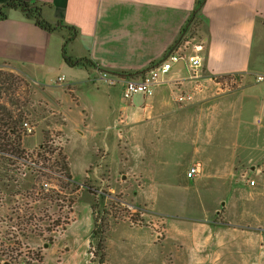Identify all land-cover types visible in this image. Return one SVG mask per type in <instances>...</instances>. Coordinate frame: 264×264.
<instances>
[{"label": "rangeland", "instance_id": "374dc122", "mask_svg": "<svg viewBox=\"0 0 264 264\" xmlns=\"http://www.w3.org/2000/svg\"><path fill=\"white\" fill-rule=\"evenodd\" d=\"M73 48L66 45L68 55ZM51 79L44 92L27 79L16 91L36 116L27 119L33 128L24 141L27 159L12 171L17 194L0 193V264H264V190L249 194L255 187L239 176L247 193L222 198L217 189L207 193L198 176L186 175L193 150L209 142L202 127H213V107L182 111L188 103H179L176 94L170 109L175 115L161 125L172 135L141 124L126 127L119 138L110 117L130 102L121 87L111 107L101 103L98 112L83 115L75 97L92 101L91 85L73 93ZM45 100L62 102L64 116ZM85 125L95 133L82 134ZM236 141V135H225L222 143L231 147ZM41 144L46 148L40 150ZM251 178L260 181L252 172ZM44 183L51 186L44 190L50 199L35 201ZM31 212L37 213L35 232L27 223ZM95 220L104 228L103 254L91 238Z\"/></svg>", "mask_w": 264, "mask_h": 264}, {"label": "crops", "instance_id": "0c3cea01", "mask_svg": "<svg viewBox=\"0 0 264 264\" xmlns=\"http://www.w3.org/2000/svg\"><path fill=\"white\" fill-rule=\"evenodd\" d=\"M8 1L0 0V6ZM37 1L49 4L43 9V17L61 30L40 27L20 9L7 10V17L0 19V69L21 75L43 92L50 78L53 85H65L73 93L83 84L91 85V102L75 97L77 106L87 115L98 112V104L111 107L118 87L123 92L122 84L105 82L101 72L129 78L148 70L171 52L198 54L202 65L197 70L187 60L175 63L152 96L134 95L121 115L110 117L111 124L116 121L119 138L126 127L141 124H154L157 132L168 130L166 133L172 135L173 131L161 125L175 115L170 110L174 96L199 88L194 100L181 109L186 111L193 105L207 106L208 110L213 107L214 125L202 127L209 142L193 150L186 170L201 162L198 183L209 194L217 189L222 198L247 193L239 176L255 187L249 194L264 190V81H256L258 74H264V0H203L201 5L200 0ZM67 39V44L74 47L68 56L87 58L91 65L73 67L66 63L63 46ZM196 46L201 50L196 51ZM63 75L65 84L58 82ZM215 78L235 84L224 92ZM46 102L55 105L53 101ZM55 106L63 115L62 102L57 101ZM79 131L84 135L95 133L89 125ZM225 135H236L237 141L230 147L222 143ZM213 138L218 143L211 149ZM170 140L171 146L175 140ZM66 155L69 160L67 152ZM251 172L260 177L259 183L251 178Z\"/></svg>", "mask_w": 264, "mask_h": 264}, {"label": "trees", "instance_id": "16d2710c", "mask_svg": "<svg viewBox=\"0 0 264 264\" xmlns=\"http://www.w3.org/2000/svg\"><path fill=\"white\" fill-rule=\"evenodd\" d=\"M203 0H200L201 5ZM49 4L45 2H40L37 0H10L7 3L0 6V19L7 17V10L9 9H20L29 18L35 19L36 23L49 31L61 30L60 26H53L47 22L43 17V9L48 7ZM69 39L66 40L63 46V58L66 63L73 67H88L91 65V61L87 58L73 59L68 56L66 51V44ZM93 65V64H92ZM146 70L140 71L145 72ZM26 82L25 78L15 74L13 72L0 70V193L5 191L11 196L17 194V181L16 176L12 174V171L16 169L15 165L19 163L22 159H27L26 149H25V137L28 135L23 123L27 121L28 117L36 116V111L29 109V101L20 98L16 95V91L19 84ZM40 150L46 148L45 144H41ZM40 147V146H39ZM50 153L54 151L48 148ZM66 159L65 157H63ZM65 170L69 171L68 165L64 162ZM9 164L12 168H9ZM36 166V162L34 163ZM28 171L35 172L32 166H27ZM70 179L72 178L70 174L67 175ZM49 192H45L44 189L37 190L34 193L35 201H39L45 198H49ZM33 198V197H32ZM95 211L94 204L92 206V213ZM36 212H31L27 220L32 225L33 221L36 220ZM96 221V220H95ZM31 229L35 230V226ZM49 231H53V228H48ZM104 228L103 225L95 222V228L93 230L91 238L96 239V249L99 253L103 254L105 245L103 240Z\"/></svg>", "mask_w": 264, "mask_h": 264}, {"label": "built area", "instance_id": "2783aa9c", "mask_svg": "<svg viewBox=\"0 0 264 264\" xmlns=\"http://www.w3.org/2000/svg\"><path fill=\"white\" fill-rule=\"evenodd\" d=\"M196 51L201 50L200 46L195 47ZM180 60H187L189 66L193 70H197L202 65V59L198 54H191V55H185L179 52H171L168 56L163 58L162 60L155 63L151 68L146 70L145 72H142L134 77H112L107 72H101L100 78L103 79L105 82L113 85V84H122L123 85V96L126 99L132 98L136 94H143L145 96H152L154 94L156 86L162 83V78L165 74H167L172 66L179 62ZM216 79V78H215ZM220 79V78H219ZM217 80V79H216ZM65 81V76H60L58 78V82L61 83ZM219 81V80H217ZM257 82L264 81V74H258L256 76ZM220 83V89L221 91H228L234 86L230 84L231 82H223L219 81ZM199 90L196 89L194 92H188V93H180L176 96V100L179 103H189L194 100L195 92ZM23 126L27 132V134H31L33 132V128L29 125L27 121L23 123ZM31 163V162H30ZM203 165L201 162H195L193 163L189 169L187 170V177L189 179H195L199 174L202 172ZM254 183L253 181L251 182ZM51 186L48 183L43 184L44 190H49Z\"/></svg>", "mask_w": 264, "mask_h": 264}, {"label": "water", "instance_id": "95a60500", "mask_svg": "<svg viewBox=\"0 0 264 264\" xmlns=\"http://www.w3.org/2000/svg\"><path fill=\"white\" fill-rule=\"evenodd\" d=\"M124 179H126V177L124 176Z\"/></svg>", "mask_w": 264, "mask_h": 264}]
</instances>
